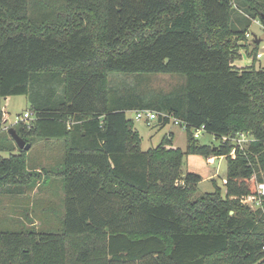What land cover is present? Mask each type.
I'll use <instances>...</instances> for the list:
<instances>
[{"label":"trees","instance_id":"16d2710c","mask_svg":"<svg viewBox=\"0 0 264 264\" xmlns=\"http://www.w3.org/2000/svg\"><path fill=\"white\" fill-rule=\"evenodd\" d=\"M262 15L264 0H0V193L42 180L9 127L64 142L62 228L0 230V264H264V197L242 202L264 182V67L233 65ZM148 73L184 81L143 90ZM9 95L27 97L30 124L5 126ZM144 108L184 122L186 149L169 132L142 150L128 113ZM201 125L218 143L193 136ZM238 132L251 139L232 157L220 137ZM186 153L225 157L224 193L193 198Z\"/></svg>","mask_w":264,"mask_h":264},{"label":"rangeland","instance_id":"374dc122","mask_svg":"<svg viewBox=\"0 0 264 264\" xmlns=\"http://www.w3.org/2000/svg\"><path fill=\"white\" fill-rule=\"evenodd\" d=\"M248 32L264 38V27L258 19L250 23ZM245 43L239 49L241 56L233 61V65L239 69L252 64L256 68L264 67V55L260 59L253 60V56L248 53L254 47L252 38L247 37ZM147 75L141 82L140 87L143 90L166 92L184 81L182 76L175 73H148ZM127 80L132 82L134 78ZM1 106L5 112L7 125L13 124L15 118L23 115L25 111L30 112V102L25 95H9L2 98ZM128 115L131 116V112ZM32 119L33 115H30L25 121L30 124ZM133 122L141 136L140 148L142 150L157 145L170 130L174 132V138L169 136L172 145L182 150L186 149L187 138L184 127L173 122L164 126L156 124V121L146 124L135 118ZM3 135L5 136V132L0 130V142L2 143H4ZM27 139L31 146L26 150V166L31 171L41 173L42 180L40 184H34L24 195L9 196L0 193V230H20L31 226L36 230L58 231L62 228L64 184L62 177L58 174V167L63 163L64 142L61 139L32 138L31 136H27ZM197 139L201 144L218 143V139L212 133L204 130L200 131ZM15 146L18 148L16 143ZM7 155V151L0 150L1 157ZM181 168L183 173L190 171L202 177L196 183L193 198L213 191L216 186L220 187L221 192L224 193L222 180L226 172L224 156L215 157L213 162H207V157L186 153Z\"/></svg>","mask_w":264,"mask_h":264},{"label":"built area","instance_id":"2783aa9c","mask_svg":"<svg viewBox=\"0 0 264 264\" xmlns=\"http://www.w3.org/2000/svg\"><path fill=\"white\" fill-rule=\"evenodd\" d=\"M246 37H251L254 44H257V51L255 53V58L260 59L264 55V38L259 37L255 34H250L249 32H246ZM255 39H259L258 43H255ZM131 113L134 112L133 118L137 120L144 121L146 124H151L152 122L156 121L159 116L162 117H168L171 122L174 124L180 125L184 127V122H182L180 119L173 117L172 115H169L168 113L158 112L149 108L144 109H138L130 111ZM30 115H33L31 112L25 111L23 115H19L15 118L14 123H17L19 121H25L27 120ZM8 127V126H6ZM204 126L201 125L198 128L193 129V136L198 137L201 130H203ZM251 138L247 136L244 132H238L236 135L230 136V135H222L220 137V142H225L228 140H231L234 143L233 148L230 151V154L232 157H234L235 153V146H238L240 148L244 147V143L248 142ZM220 157V156H219ZM214 156L207 157V162H213ZM225 179H223V182ZM264 197V182H258L257 183V193L255 195H249L242 199V202L250 204L252 207L260 206L262 198Z\"/></svg>","mask_w":264,"mask_h":264},{"label":"water","instance_id":"95a60500","mask_svg":"<svg viewBox=\"0 0 264 264\" xmlns=\"http://www.w3.org/2000/svg\"><path fill=\"white\" fill-rule=\"evenodd\" d=\"M264 18V15H262ZM259 39H255V43H258ZM134 116V112L131 113V117ZM7 132L11 136V138L14 140V142L17 144L19 149L28 150L30 148V143L26 142L25 139L20 136L16 130L13 127H9L7 129Z\"/></svg>","mask_w":264,"mask_h":264},{"label":"crops","instance_id":"0c3cea01","mask_svg":"<svg viewBox=\"0 0 264 264\" xmlns=\"http://www.w3.org/2000/svg\"><path fill=\"white\" fill-rule=\"evenodd\" d=\"M5 121H6V120H5ZM5 126H7V124H5ZM169 132L171 133V135H172V136H173V138H174V132H173V131H171V130H170ZM169 132H168V133H169ZM172 146H173V145H172ZM173 147H175V146H173ZM8 154H9V153H8Z\"/></svg>","mask_w":264,"mask_h":264}]
</instances>
